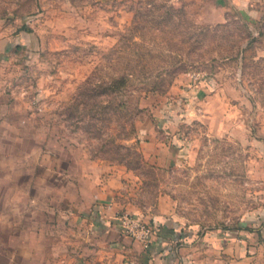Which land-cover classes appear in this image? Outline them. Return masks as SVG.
<instances>
[{
  "label": "rangeland",
  "instance_id": "obj_1",
  "mask_svg": "<svg viewBox=\"0 0 264 264\" xmlns=\"http://www.w3.org/2000/svg\"><path fill=\"white\" fill-rule=\"evenodd\" d=\"M122 73L117 113L106 83ZM209 89L225 100L221 134L199 111ZM154 136L194 161L150 163ZM109 162L139 173L143 213L164 202L183 229L264 215V0H0V264L74 254L95 191L82 173Z\"/></svg>",
  "mask_w": 264,
  "mask_h": 264
},
{
  "label": "crops",
  "instance_id": "obj_2",
  "mask_svg": "<svg viewBox=\"0 0 264 264\" xmlns=\"http://www.w3.org/2000/svg\"><path fill=\"white\" fill-rule=\"evenodd\" d=\"M203 89L200 87L196 94ZM209 90H206L199 111L209 129L221 134L227 130L225 100L220 98L218 89ZM214 101L215 105L211 104ZM190 112L193 116L198 115L195 111ZM233 137L236 138L235 134ZM141 148L150 163L161 167L170 164L173 158L177 163L180 158L187 163L195 159L194 148L191 145L187 148L179 138L167 144L166 140L154 136L145 139ZM170 150L176 157H171ZM111 166L109 162L103 168L108 170L107 173H103L102 167L91 164V170L96 173H82L84 178L85 175L92 178L95 191L82 210L81 224L85 232L80 247L70 256H61L60 264H264V215L255 216L248 223H239L232 229L201 233L183 229L166 215L164 202L158 203L151 213H143L133 202V190L139 189L141 184L139 173H133L124 165L117 164V170ZM126 213L152 225L153 235L147 246L125 233L119 217Z\"/></svg>",
  "mask_w": 264,
  "mask_h": 264
},
{
  "label": "trees",
  "instance_id": "obj_3",
  "mask_svg": "<svg viewBox=\"0 0 264 264\" xmlns=\"http://www.w3.org/2000/svg\"><path fill=\"white\" fill-rule=\"evenodd\" d=\"M180 10L181 8H173L170 6L164 9L165 12L164 14L169 16L173 15L176 18H179L178 16L181 13ZM191 28L192 29L196 28L195 23L192 24ZM131 77L132 74L129 73L114 74L109 76V82L106 83L107 89L109 90V96H111V98H109L110 99L109 101H111L112 104H114V108H116L115 110L117 111V113H121V112L125 113V111L127 110L128 103L124 97L127 95L128 91H130L129 83H131L130 82ZM129 138L130 135L127 134L120 137L121 140H128ZM119 146L125 148V150L131 149L129 145L119 144ZM122 164L126 166L128 169H134L133 167L128 166L127 163H122Z\"/></svg>",
  "mask_w": 264,
  "mask_h": 264
},
{
  "label": "built area",
  "instance_id": "obj_4",
  "mask_svg": "<svg viewBox=\"0 0 264 264\" xmlns=\"http://www.w3.org/2000/svg\"><path fill=\"white\" fill-rule=\"evenodd\" d=\"M119 221L127 235L140 241L144 246L151 242L153 227L148 222L129 214L121 215Z\"/></svg>",
  "mask_w": 264,
  "mask_h": 264
}]
</instances>
